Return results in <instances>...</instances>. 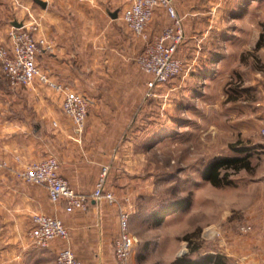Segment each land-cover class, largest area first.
<instances>
[{"label":"rangeland","instance_id":"obj_1","mask_svg":"<svg viewBox=\"0 0 264 264\" xmlns=\"http://www.w3.org/2000/svg\"><path fill=\"white\" fill-rule=\"evenodd\" d=\"M47 1L43 9L34 0H0V17L9 31L14 21L29 20V12L42 21L46 14L96 21L109 18L106 6L124 11L132 2ZM68 1L75 12H67ZM205 5L202 24L191 30L197 38L184 54L178 50L183 69L177 76L154 89L157 85L147 84L151 75L141 68L108 71L94 93L77 91L88 97L89 108L92 96L119 103L121 118L129 115L108 174L111 168L112 175L123 171V183L109 189L130 214L136 264H172L177 257L201 261L218 252L228 264H249L252 255L264 253V46H256L264 32V6L260 0H205ZM161 8L166 22L158 33L171 23ZM38 83L20 86L38 91ZM35 95L30 99L39 100ZM112 105L104 110L116 113ZM128 105L134 113H128L133 112ZM245 155L252 168L223 169L229 183L215 186L204 178L215 160ZM6 160L15 168L24 165L19 157ZM179 199L183 207L154 221L157 209ZM42 249L26 231L0 243V264H56L51 255L37 252Z\"/></svg>","mask_w":264,"mask_h":264},{"label":"crops","instance_id":"obj_2","mask_svg":"<svg viewBox=\"0 0 264 264\" xmlns=\"http://www.w3.org/2000/svg\"><path fill=\"white\" fill-rule=\"evenodd\" d=\"M260 1L264 6V0ZM173 2L184 18L186 38L178 49L184 54V50L197 38L191 30L202 24L205 0ZM220 4L217 3L216 8H220ZM72 5L68 1L67 12H75ZM115 11L117 16L113 17ZM106 13L109 18L96 21H77L46 14L41 34L52 49L43 50L38 55L37 63L41 69L52 79L87 95L100 87L95 84L103 73L140 71L137 57L145 41L129 28L119 7L112 10L106 6ZM165 17L164 9L157 7L147 25L151 36L162 29ZM8 29L5 17H0V43H8ZM40 85L42 87L37 86L38 91L13 85L0 66V156L11 162L19 157L25 164L53 155L59 161L60 174L76 190L90 192L95 188L102 166L118 158L119 132L124 131L125 124L131 123L129 115L121 118L119 103L115 105L91 96L85 129L77 131L63 112L62 95L45 84ZM158 86L161 85L154 89ZM35 94L39 100L30 99L31 96L35 98ZM108 104H113V110L118 108V111H105ZM129 108L133 112L128 113H134V106L128 105ZM123 180V171L112 175L111 168L107 186L115 188ZM36 212L59 217L70 233L67 239L55 238L49 247L37 250L42 256L51 255L55 260L61 248L70 247L82 264H116L114 239L120 226L116 204L106 199L90 200L87 209H69L64 199L53 202L45 186L16 179L10 169L0 171V243H10L13 237L24 235L33 226L32 216ZM35 249L32 247L29 255ZM5 251L9 250L4 249L7 261ZM135 261L132 252L130 262L136 264ZM249 264H264V253L252 255Z\"/></svg>","mask_w":264,"mask_h":264},{"label":"built area","instance_id":"obj_3","mask_svg":"<svg viewBox=\"0 0 264 264\" xmlns=\"http://www.w3.org/2000/svg\"><path fill=\"white\" fill-rule=\"evenodd\" d=\"M157 7H164L171 17V23L160 33L150 35L147 25ZM123 19L133 33L145 41L142 52L137 57L140 68L151 75L149 88L169 81L183 69L178 49L186 38L183 19L176 10L173 0H132L123 11ZM42 20L29 12V20L20 26L13 25L8 32V43H0V64L4 75L13 85L32 86L45 84L62 95V109L73 122L77 131H83L89 112V99L68 85L52 79L37 63L43 50L52 49L51 44L41 34ZM54 125L57 123L54 121ZM57 157L50 155L41 160L25 163L15 168L0 158V171L10 169L21 180L45 186L53 201L64 199L69 209H87L90 200H102L116 204L119 210V232L114 239L116 264H131L130 258L135 236L130 231V214L107 186L108 165H103L95 188L90 192L76 190L59 172ZM33 226L27 235L34 245L47 248L55 238L67 239L68 227L57 216L36 212L32 216ZM56 264H82L70 247L61 248L55 259Z\"/></svg>","mask_w":264,"mask_h":264},{"label":"trees","instance_id":"obj_4","mask_svg":"<svg viewBox=\"0 0 264 264\" xmlns=\"http://www.w3.org/2000/svg\"><path fill=\"white\" fill-rule=\"evenodd\" d=\"M256 46H264V32L261 33L259 39L257 40ZM245 149H241L244 152ZM233 168L238 171L242 168L251 169L252 164L247 155L245 156H226L215 160L210 163L209 166L204 170V178L209 180L215 186H221L229 183L228 176L229 173L223 172V169ZM189 202L187 201L186 204ZM184 206L182 199L175 201L172 206H162L153 213V218L156 223H160L163 217L174 212V208H180ZM172 264H228L225 260V256L221 253H216V255H207L201 261L190 259V258H175Z\"/></svg>","mask_w":264,"mask_h":264},{"label":"water","instance_id":"obj_5","mask_svg":"<svg viewBox=\"0 0 264 264\" xmlns=\"http://www.w3.org/2000/svg\"><path fill=\"white\" fill-rule=\"evenodd\" d=\"M37 4H39L41 7H47V5H48V1L47 0H34ZM112 16L113 17H116L117 16V11H115V12H113L112 13ZM22 24V22H20V21H14L13 22V25H15V26H20Z\"/></svg>","mask_w":264,"mask_h":264}]
</instances>
